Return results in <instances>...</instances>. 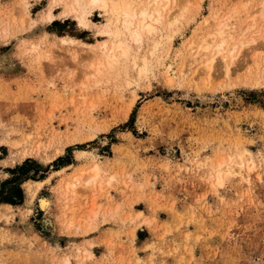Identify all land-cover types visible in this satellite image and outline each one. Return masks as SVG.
Segmentation results:
<instances>
[{"label": "rangeland", "instance_id": "rangeland-1", "mask_svg": "<svg viewBox=\"0 0 264 264\" xmlns=\"http://www.w3.org/2000/svg\"><path fill=\"white\" fill-rule=\"evenodd\" d=\"M161 3L106 58L103 5L0 0V186L48 170L0 203V264H264V0Z\"/></svg>", "mask_w": 264, "mask_h": 264}, {"label": "bare ground", "instance_id": "bare-ground-1", "mask_svg": "<svg viewBox=\"0 0 264 264\" xmlns=\"http://www.w3.org/2000/svg\"><path fill=\"white\" fill-rule=\"evenodd\" d=\"M161 1L163 2L164 0H146V2H140L141 7L138 8L139 9L138 10L136 9L138 5L135 8V6L132 3H130L128 0H90L91 4L103 5V7L110 14V19L107 20L109 22L106 25L107 26L106 32L112 38V42L109 45L106 44L107 42L103 44L102 54L104 55V57L113 58L117 56L116 54L117 50H120L118 52H121L122 56L128 55L130 45L125 40L127 38L126 36H125L126 38L124 37L125 39L121 38L123 34L129 35L130 38H132L133 40L139 41L142 37V34H143L142 32L145 29L148 30L149 32L155 30V27L151 24L150 21L154 19L156 20V17H155L156 15H159V17L158 16L157 17L160 18V15L163 12V9H165L168 6V4L163 5ZM165 1L168 2L169 0H165ZM173 1H175L174 3L175 6L177 5L182 6L183 4L185 6V4L187 5L191 3L192 0H173ZM69 3H70V10L67 11L66 13L69 14L71 12H78L81 14L79 16V20L81 22H85L86 21V17H85L86 11H85V8L83 7L82 0H69ZM138 17H140V19L135 22V20L138 19ZM50 20H52L51 15H49V21ZM218 21L220 22L213 21L214 22L213 25L217 24V26L212 27L211 30L209 31V35H207L206 37H203V39L199 42V44L195 48L192 47L191 52L194 54V57L192 58L190 62L192 63L195 62L197 59L205 55L208 50L211 51L210 49L214 47L213 42L215 40L216 34L219 33V29L222 28V27L219 28L220 23H222V20H218ZM224 43L225 41L222 40L219 44L216 45L219 52H222L221 50L225 46ZM234 50H235V46L227 50L228 54L225 58H227L228 55H233ZM213 62H214V58H212L211 60H207L205 63V71L209 75H211V70L213 68ZM227 72L229 73V67L227 68ZM36 183L38 185H41L43 181H36Z\"/></svg>", "mask_w": 264, "mask_h": 264}, {"label": "trees", "instance_id": "trees-1", "mask_svg": "<svg viewBox=\"0 0 264 264\" xmlns=\"http://www.w3.org/2000/svg\"><path fill=\"white\" fill-rule=\"evenodd\" d=\"M57 160L62 161L63 158L59 157ZM33 162L34 160H32L31 158H27L21 165L11 169L13 173L18 172L20 175H23V179L20 182V184L13 187L11 194L7 196L5 195V190H4L6 184H2L0 186V203L21 204L24 198V192L23 189L21 188V183L28 179L40 180L46 177V173L48 170H45L43 173H40L39 175L38 173L33 176L28 175L27 166ZM59 167L60 166L58 165V168Z\"/></svg>", "mask_w": 264, "mask_h": 264}, {"label": "crops", "instance_id": "crops-1", "mask_svg": "<svg viewBox=\"0 0 264 264\" xmlns=\"http://www.w3.org/2000/svg\"><path fill=\"white\" fill-rule=\"evenodd\" d=\"M45 178H47V177H45ZM44 178V179H45ZM44 179H40V180H44ZM44 184H53V181H52V179L51 180H49V182H45Z\"/></svg>", "mask_w": 264, "mask_h": 264}]
</instances>
